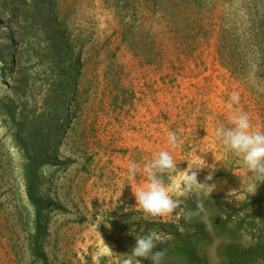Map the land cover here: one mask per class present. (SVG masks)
Returning <instances> with one entry per match:
<instances>
[{"label":"rangeland","instance_id":"1","mask_svg":"<svg viewBox=\"0 0 264 264\" xmlns=\"http://www.w3.org/2000/svg\"><path fill=\"white\" fill-rule=\"evenodd\" d=\"M0 20V264H120L150 222L197 233L202 264L254 246L264 183L245 191L248 172L214 132L236 110L264 130V0H0ZM78 56L64 94L60 72ZM161 150L215 187L182 197L179 215L150 217L133 193L147 178L130 179L128 165ZM37 151L40 235L24 179ZM243 205V229L214 227Z\"/></svg>","mask_w":264,"mask_h":264},{"label":"clouds","instance_id":"2","mask_svg":"<svg viewBox=\"0 0 264 264\" xmlns=\"http://www.w3.org/2000/svg\"><path fill=\"white\" fill-rule=\"evenodd\" d=\"M231 104L238 105L240 96L231 94ZM231 127H217L215 137L222 143L226 151H230L239 157L240 164L248 174V183L245 191L255 195L258 186L264 183V130L252 124L248 113L236 110L230 117ZM178 143L176 133L169 132L168 144L175 148ZM194 166L184 170H178L176 162L168 150L156 153L141 168L136 162L128 165L129 178L135 180L139 174L147 178V182L138 187L133 193L144 213L150 217H163L166 215H179L177 209L182 203L181 198L186 197L195 189H212L214 184L200 183L197 179V171ZM200 169L201 167H196ZM166 177L169 179L166 181ZM213 176L209 174L205 181H211ZM212 191L209 192V194ZM203 211L202 206H198ZM163 233L149 231L146 235L136 237L135 246L120 261V264H139V259H150L151 264H163L164 251H156L158 242L165 239ZM104 251L113 253L104 243Z\"/></svg>","mask_w":264,"mask_h":264},{"label":"trees","instance_id":"3","mask_svg":"<svg viewBox=\"0 0 264 264\" xmlns=\"http://www.w3.org/2000/svg\"><path fill=\"white\" fill-rule=\"evenodd\" d=\"M80 59L79 56L76 58H72L68 69L69 71L60 72V79L62 84V90L65 94L70 91L71 87L75 85V76H76V69L75 66L78 64L76 60ZM0 61L6 64V59L4 58L2 52H0ZM80 66V64H79ZM7 67L5 66L4 70L6 71ZM8 113L11 112L9 106L6 107ZM17 140L26 149V140L22 137L21 125H19V129L17 131ZM59 133L57 134V137ZM36 143V142H35ZM37 150V149H36ZM35 155H30L29 153L26 155V165L24 166V179L26 185V194L29 202L36 210L37 215V235L41 233V220L42 214L44 211V207L42 203L38 199V190H39V182H40V173L42 170V166L45 164L42 161H39V152H34ZM250 206V205H249ZM248 209V205H243L240 207L239 210H234L232 214L228 215L227 220L214 219V227L216 229H221L226 231L227 225L229 223H236L238 226L237 231L239 232L244 227L245 218L240 219L239 221H235V214L241 211H245ZM248 217L250 215H247ZM255 218V215H252ZM181 224L175 223H155L150 222L149 225L153 228L155 226L156 231L158 233H163L168 239L163 242H158L156 246V251L163 250L164 257H163V264L168 263L169 259L171 260H178L180 263L183 264H202L200 258L198 257L197 250H196V238L197 233L190 232L187 227ZM231 232L235 233L236 230H231ZM262 234H260L257 239L255 240V244L253 247H250L244 251H238L235 249H228L226 255L228 259V264H264V230H262ZM119 248L121 245L119 244ZM34 256L40 260H44L43 257L39 254V244L38 238L35 241L34 245ZM140 262L143 264H151L150 259H139Z\"/></svg>","mask_w":264,"mask_h":264},{"label":"bare ground","instance_id":"4","mask_svg":"<svg viewBox=\"0 0 264 264\" xmlns=\"http://www.w3.org/2000/svg\"><path fill=\"white\" fill-rule=\"evenodd\" d=\"M4 25V22L0 20V27Z\"/></svg>","mask_w":264,"mask_h":264}]
</instances>
